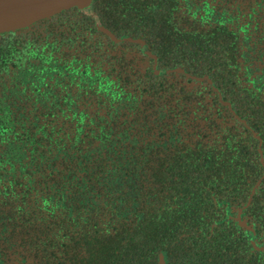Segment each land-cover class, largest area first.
<instances>
[{"label":"trees","instance_id":"obj_1","mask_svg":"<svg viewBox=\"0 0 264 264\" xmlns=\"http://www.w3.org/2000/svg\"><path fill=\"white\" fill-rule=\"evenodd\" d=\"M174 5L93 0L135 41L75 6L0 32V232L38 264H264L229 217L250 187L195 142L159 72ZM142 43L157 71L134 65Z\"/></svg>","mask_w":264,"mask_h":264},{"label":"flooded vegetation","instance_id":"obj_2","mask_svg":"<svg viewBox=\"0 0 264 264\" xmlns=\"http://www.w3.org/2000/svg\"><path fill=\"white\" fill-rule=\"evenodd\" d=\"M174 2L166 26L173 35L166 34L159 72L179 87V116L195 142L225 149L224 156L216 150L212 160L228 162L231 174L250 187L247 201L228 205L229 217L264 256V0ZM100 30L116 42L136 40ZM141 48L134 65L144 69L153 55L144 43ZM255 191L257 203L250 204ZM12 238L0 232V264H38L23 240Z\"/></svg>","mask_w":264,"mask_h":264},{"label":"water","instance_id":"obj_3","mask_svg":"<svg viewBox=\"0 0 264 264\" xmlns=\"http://www.w3.org/2000/svg\"><path fill=\"white\" fill-rule=\"evenodd\" d=\"M72 6L93 17L98 27L107 31L93 9V0H0V32L27 28L40 18ZM160 259L165 260L164 252L161 253Z\"/></svg>","mask_w":264,"mask_h":264}]
</instances>
